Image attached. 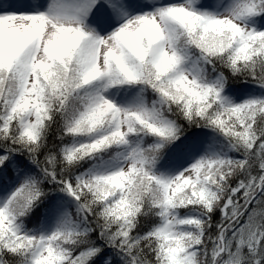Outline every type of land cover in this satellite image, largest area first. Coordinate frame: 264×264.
<instances>
[{
  "label": "snow or ice",
  "instance_id": "6c2138e0",
  "mask_svg": "<svg viewBox=\"0 0 264 264\" xmlns=\"http://www.w3.org/2000/svg\"><path fill=\"white\" fill-rule=\"evenodd\" d=\"M0 264H264V0H0Z\"/></svg>",
  "mask_w": 264,
  "mask_h": 264
}]
</instances>
